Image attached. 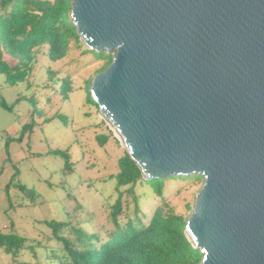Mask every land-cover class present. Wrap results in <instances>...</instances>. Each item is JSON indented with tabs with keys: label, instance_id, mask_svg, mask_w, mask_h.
<instances>
[{
	"label": "water",
	"instance_id": "95a60500",
	"mask_svg": "<svg viewBox=\"0 0 264 264\" xmlns=\"http://www.w3.org/2000/svg\"><path fill=\"white\" fill-rule=\"evenodd\" d=\"M70 20L112 58L89 94L142 179L203 180L199 264H264V0H73Z\"/></svg>",
	"mask_w": 264,
	"mask_h": 264
},
{
	"label": "rangeland",
	"instance_id": "374dc122",
	"mask_svg": "<svg viewBox=\"0 0 264 264\" xmlns=\"http://www.w3.org/2000/svg\"><path fill=\"white\" fill-rule=\"evenodd\" d=\"M8 9L9 2L0 0V21ZM78 46L72 42L67 55L57 61L49 60L47 49L41 48L22 83L9 85L0 75V99L12 108L0 107V232L26 240L18 262L65 261L64 243L48 223L61 224L56 235L77 248L84 243L78 230L95 235L98 243L107 241L113 230L109 213L118 193L109 176L116 173L123 149L87 100L88 81L100 61L83 55L84 47ZM4 59L16 64L7 55ZM63 79L70 85L66 100L59 92ZM190 177L194 178L168 183L163 191L165 204L175 213L188 215L193 208L203 180ZM134 192L145 215L161 203L145 184H137ZM128 213L134 220L132 203ZM0 264H13L2 249Z\"/></svg>",
	"mask_w": 264,
	"mask_h": 264
},
{
	"label": "trees",
	"instance_id": "16d2710c",
	"mask_svg": "<svg viewBox=\"0 0 264 264\" xmlns=\"http://www.w3.org/2000/svg\"><path fill=\"white\" fill-rule=\"evenodd\" d=\"M9 9L0 22V75L9 85L24 82L31 74L33 63L39 50L47 49L49 60L63 59L73 42L78 47L84 46L79 41L76 30L70 20L73 0H7ZM83 55L89 54L100 61L99 67L88 81L87 100L95 105L89 94L93 78L102 73L111 64L112 58L105 52L95 53L84 47ZM16 61L9 65L4 56ZM59 92L66 100L70 92L67 79L61 81ZM96 106V105H95ZM0 107L11 110L0 99ZM97 107V106H96ZM31 124L24 127L28 129ZM110 133V130H109ZM118 143V141L116 140ZM102 143V142H101ZM66 158L63 152H54ZM68 163L66 162V167ZM117 171L109 176L114 180L118 197L110 208L109 222L113 227L110 237L98 243L95 235L88 236L78 230L82 238V248H77L56 232L59 223H48L54 235L64 243L67 257L60 264H199L202 254L194 249L184 234L189 214H178L164 202V189L168 183L187 181L194 177H171L166 180L145 181L140 170L123 150L117 159ZM137 184L147 185L161 200L151 214L145 215L139 209V201L134 192ZM125 188V190H122ZM130 196L123 201V198ZM133 204L135 219L130 218L128 210ZM187 209L190 208L187 206ZM26 240L14 233L0 232V249L10 255L13 264H29L16 260L20 251L26 248Z\"/></svg>",
	"mask_w": 264,
	"mask_h": 264
},
{
	"label": "bare ground",
	"instance_id": "6f19581e",
	"mask_svg": "<svg viewBox=\"0 0 264 264\" xmlns=\"http://www.w3.org/2000/svg\"><path fill=\"white\" fill-rule=\"evenodd\" d=\"M101 115V114H100ZM101 118H104L102 115H101ZM105 119V118H104Z\"/></svg>",
	"mask_w": 264,
	"mask_h": 264
}]
</instances>
